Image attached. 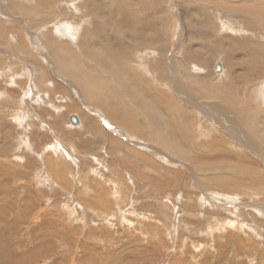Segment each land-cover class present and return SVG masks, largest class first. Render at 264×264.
<instances>
[{
	"label": "rangeland",
	"instance_id": "obj_1",
	"mask_svg": "<svg viewBox=\"0 0 264 264\" xmlns=\"http://www.w3.org/2000/svg\"><path fill=\"white\" fill-rule=\"evenodd\" d=\"M116 1L0 0V264H264V0Z\"/></svg>",
	"mask_w": 264,
	"mask_h": 264
},
{
	"label": "bare ground",
	"instance_id": "obj_2",
	"mask_svg": "<svg viewBox=\"0 0 264 264\" xmlns=\"http://www.w3.org/2000/svg\"><path fill=\"white\" fill-rule=\"evenodd\" d=\"M19 1H26V0H19ZM112 2H115L116 0H111ZM103 2H104V0H103ZM117 2V1H116ZM41 3V2H40ZM96 3V2H95ZM264 4V3H263ZM44 5H46V4H44ZM47 6V5H46ZM223 6H224V4H223ZM226 6V5H225ZM9 7V6H8ZM90 7H92V6H90ZM101 7V6H100ZM99 7V9L100 10H102V8H100ZM227 7V6H226ZM12 8V11L13 12H15V13H20V14H24V15H27L26 17H28V16H30V19L32 20L31 21V23L33 24V26H31V27H34V25H36V21L37 20H35V19H37V16H38V14H40V12H36V13H34L32 10H33V8H30L31 9V11H32V13L28 10V9H26V7H24L23 5H21V4H17V5H13V6H11L10 7V9ZM228 8V7H227ZM229 9V8H228ZM231 9H233V10H235V11H242L239 7L238 8H235V7H231ZM244 12L246 13V14H249L247 11L248 10H250L251 12H250V14L251 15H260L263 11H264V6H263V11H257V10H255V7H252V6H249V5H247V6H245V8H244ZM98 11V10H97ZM231 11V10H230ZM42 13H43V11H42ZM95 13V12H94ZM97 13L98 12H96V15H97ZM99 14V13H98ZM31 16H33V17H31ZM35 16V17H34ZM98 17V16H97ZM33 18V19H32ZM61 25H63L62 23H60V21H59V24H58V22H57V24H55L54 26V28H55V30H57V32L58 33H60V32H67V29L65 30V29H63L62 28V26ZM65 25V24H64ZM70 25V24H69ZM67 26H68V24H67ZM69 27H71V26H69ZM77 28L76 29H74V31L75 32H73L72 31V33H73V37H75L76 36V34H78V33H81L80 32V27L79 26H76ZM246 27V26H245ZM70 29H72L73 30V27L72 28H70ZM0 30H1V27H0ZM1 32V31H0ZM56 31H53L52 32V30L51 31H49V32H47V37H48V39H47V42H48V45H49V47L51 48V51H52V53H53V55L55 56V57H62V56H65L64 57V63H65V66H66V68H71V69H75V68H79V69H81V71H80V74H82V82L83 83H85L86 85H88V86H90V87H92L93 88V90L95 91V93H99L98 91H102V93L103 92H106L110 87H111V85L109 84V82L106 80V79H104V78H102V77H100V76H95V77H93L94 75H93V73H92V71H90L88 68H86V64H84V63H86V59H84V60H80V62H81V65H79L78 64V62H77V60H74V55L71 53V51H69V50H66L65 48H69L68 47V44H66V43H58V41H56V39L54 38V36H53V34L55 35L56 33H57ZM35 33V32H34ZM64 34V33H63ZM141 34H142V30L141 29H139V27H136L135 28V30L130 34V37H132L133 39H134V45L133 46H136L137 45V43H139V40H140V38H141ZM40 37V36H39ZM64 37H65V35H64ZM2 38V36H0V39ZM37 38V37H36ZM66 38V37H65ZM62 40H63V38H61ZM2 40L3 39H1V42H2ZM66 40H67V38H66ZM153 40V44L155 45V40L154 39H152ZM23 42V41H22ZM39 42V41H38ZM73 41H71V43H72ZM137 42V43H136ZM131 43V42H130ZM147 43V42H146ZM150 43H151V41H150ZM70 45V44H69ZM151 46V45H150ZM22 47V46H21ZM24 47V46H23ZM145 47H146V45H145ZM26 48V47H25ZM41 49V48H40ZM28 50V49H27ZM29 51V50H28ZM82 51H84V52H86L85 51V49H83ZM27 54V53H26ZM31 54V53H30ZM30 54H28L29 56H30ZM105 56L106 55H103V54H100V57L101 58H105ZM31 57V56H30ZM38 60V59H37ZM89 65L91 64V62H87ZM83 64V65H82ZM108 72L110 73V74H115L116 76H120V74L117 72H115L113 69H108ZM31 79V78H30ZM121 80V79H120ZM134 84V83H133ZM129 86H131V85H129ZM263 89V88H262ZM128 90V89H127ZM131 90H134L135 92H139L141 89L139 88H137V87H135L134 89L133 88H131ZM129 91H130V88H129ZM130 92H132V91H130ZM260 94H262L261 92H260ZM264 95V94H263ZM262 96V95H261ZM232 101V100H231ZM234 101V100H233ZM174 106H176V104L174 105ZM173 106V107H174ZM237 106V105H236ZM249 107V105L248 104H246V108H245V113L247 114V115H249V111H250V109L248 108ZM175 108V107H174ZM177 108V107H176ZM186 113V112H185ZM167 114H169V113H167ZM184 114V113H183ZM174 119V118H173ZM254 119H255V122H254V124H253V127H254V130H262V129H264V127L263 128H260V127H258V124H259V119H258V117L257 116H254ZM152 120L153 121H156V123L155 124H151V129H153V127H162L163 126V122H161L160 123V118H159V116L157 115V114H154L153 115V117H152ZM79 125V124H78ZM77 125V126H78ZM135 125L137 126V125H139V123H136L135 122ZM160 125H162V126H160ZM143 127H144V125H143ZM141 131H143V128L141 129ZM168 133V132H167ZM170 136V135H169ZM259 137L262 139V141L264 140V138H263V136H261V135H259ZM163 141L166 143V139L164 138L163 139ZM167 145H168V143H167ZM170 145V144H169ZM171 147H173V146H171ZM173 148H175V149H180L178 146H174ZM50 149H52V148H50ZM52 151V150H51ZM56 151V153H57V150H55ZM183 153H184V155L185 156H187L188 158H190L189 157V155L186 153V152H184L183 151ZM58 154H59V152H58ZM262 156V155H261ZM54 157H56V156H54ZM50 160V159H49ZM57 165V164H56ZM53 166V165H52ZM224 166H226V165H224ZM223 166V167H224ZM59 169V168H58ZM229 169H230V171H233V172H235L238 176L239 175H241L242 174V176H246L247 174H249V173H254L255 174V172H258L259 174H261L259 171H255V169H253V170H249V169H247V168H241V166H236V165H231L230 167H229ZM58 171V170H57ZM257 174V173H256ZM258 174V175H259ZM58 176V175H57ZM237 176V177H238ZM247 177H248V175H247ZM224 178V177H223ZM240 177H238L237 179H239ZM248 178H251L250 176L248 177ZM257 178V177H256ZM260 178V177H259ZM216 179V178H215ZM218 179V178H217ZM236 179V180H237ZM245 179V178H244ZM252 179V178H251ZM223 180H224V182H223ZM243 180V179H242ZM241 180V181H242ZM247 180V179H246ZM252 180H254V179H252ZM260 181H261V178L259 179ZM232 180L231 179H222V184L223 183H226V184H229V182H231ZM248 181V180H247ZM219 182V181H218ZM218 182H216V183H218ZM214 183V182H213ZM248 183V182H247ZM250 184H251V182H249ZM238 184V183H237ZM219 185H221L220 183H219ZM249 185V184H248ZM240 186V185H239ZM245 186V185H244ZM241 187H243V186H241ZM258 193V192H257ZM264 193V192H263ZM253 209V208H252ZM262 210V209H261ZM227 226V225H226ZM232 230V229H231ZM231 237H232V235H231ZM2 249V248H1ZM0 252H2V251H0ZM4 260V259H3ZM5 262V261H4ZM2 264V263H1Z\"/></svg>",
	"mask_w": 264,
	"mask_h": 264
},
{
	"label": "water",
	"instance_id": "obj_3",
	"mask_svg": "<svg viewBox=\"0 0 264 264\" xmlns=\"http://www.w3.org/2000/svg\"><path fill=\"white\" fill-rule=\"evenodd\" d=\"M214 71L216 73L217 76H220V74H223L224 73V66H223V63L221 62H217L215 65H214ZM63 99L62 97L59 98V100ZM71 124L72 126H77L79 123H80V119L76 116H73L71 117Z\"/></svg>",
	"mask_w": 264,
	"mask_h": 264
},
{
	"label": "crops",
	"instance_id": "obj_4",
	"mask_svg": "<svg viewBox=\"0 0 264 264\" xmlns=\"http://www.w3.org/2000/svg\"><path fill=\"white\" fill-rule=\"evenodd\" d=\"M126 41H127V45H122L123 43H121V45L125 48V49H130L131 48V44L132 45H134V39L132 38V37H129V38H126ZM118 42V41H117ZM131 42V43H130ZM63 43H65V42H63ZM72 44V43H71ZM68 49H70V48H68ZM70 50H72V49H70ZM136 52H134L133 53V57H134V54H135ZM121 58H123V55L122 56H118L115 52L113 53V57H112V59L114 60V62L117 64V67L119 68V69H121L122 68V66L123 65H121V64H119V60L121 59Z\"/></svg>",
	"mask_w": 264,
	"mask_h": 264
}]
</instances>
